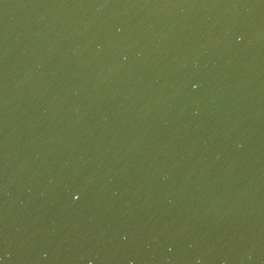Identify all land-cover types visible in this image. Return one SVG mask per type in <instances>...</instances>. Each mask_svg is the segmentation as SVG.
<instances>
[{
    "label": "water",
    "instance_id": "water-1",
    "mask_svg": "<svg viewBox=\"0 0 264 264\" xmlns=\"http://www.w3.org/2000/svg\"><path fill=\"white\" fill-rule=\"evenodd\" d=\"M0 264H264V0H0Z\"/></svg>",
    "mask_w": 264,
    "mask_h": 264
}]
</instances>
